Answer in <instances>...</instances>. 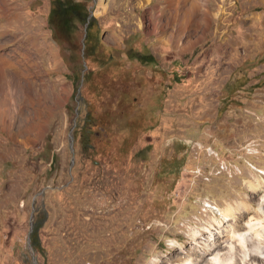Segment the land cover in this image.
Returning a JSON list of instances; mask_svg holds the SVG:
<instances>
[{
	"label": "rangeland",
	"instance_id": "rangeland-1",
	"mask_svg": "<svg viewBox=\"0 0 264 264\" xmlns=\"http://www.w3.org/2000/svg\"><path fill=\"white\" fill-rule=\"evenodd\" d=\"M0 181V264H243L264 0H0Z\"/></svg>",
	"mask_w": 264,
	"mask_h": 264
},
{
	"label": "bare ground",
	"instance_id": "bare-ground-1",
	"mask_svg": "<svg viewBox=\"0 0 264 264\" xmlns=\"http://www.w3.org/2000/svg\"><path fill=\"white\" fill-rule=\"evenodd\" d=\"M16 18H17V16H14L13 17V19H16ZM52 59H54L52 61L53 64H56V59L55 58H52ZM204 205L207 207L208 204H204ZM261 207H264V194L262 196ZM261 207L259 208V210L261 209ZM222 215L224 216V212H222ZM263 222H264L263 219L262 220H254V219L250 218L248 220V222H246L244 224V226L247 228L246 231H244V232H237L234 229H232V231H230L227 234L228 237L229 236L234 237L235 240H237L239 242L240 246L242 247L243 254L241 255V259H242V263L243 264H259L257 261L260 260V259H264V250H263V247L264 246L260 244L261 241H260V243L259 242L257 243L258 245L248 247V240L250 241V239H248V237L250 235L251 236L252 235L254 236V233L257 231L258 233L259 232L260 233L262 232L260 235H263L264 236V224H263ZM258 228H260V231H258ZM257 232H256V234H258ZM257 236H259V235H257ZM256 238L258 239L260 237H256ZM262 239H264V238H262ZM251 244H252V242H251ZM230 247H231L230 249L232 250L233 249V246L230 245ZM231 250H229V251L232 252L233 250L232 251ZM216 255H219V254H216ZM216 255L215 256L213 255V256L209 257L208 259H216V260L219 261V259H221V258L218 257V256H216ZM231 260H232V258H231ZM230 262H232V261H230ZM229 264H231V263H229Z\"/></svg>",
	"mask_w": 264,
	"mask_h": 264
},
{
	"label": "crops",
	"instance_id": "crops-1",
	"mask_svg": "<svg viewBox=\"0 0 264 264\" xmlns=\"http://www.w3.org/2000/svg\"><path fill=\"white\" fill-rule=\"evenodd\" d=\"M22 190L19 184L16 183H7L0 181V217L4 215H9L5 209L10 207L13 202L17 201L20 198V193Z\"/></svg>",
	"mask_w": 264,
	"mask_h": 264
},
{
	"label": "trees",
	"instance_id": "trees-1",
	"mask_svg": "<svg viewBox=\"0 0 264 264\" xmlns=\"http://www.w3.org/2000/svg\"><path fill=\"white\" fill-rule=\"evenodd\" d=\"M59 14H60V16H59L60 19L65 17V14L58 13V15ZM62 15H64V17ZM30 242H31V245H32L33 248H37L38 242H37V236H36L35 231L32 234H30Z\"/></svg>",
	"mask_w": 264,
	"mask_h": 264
},
{
	"label": "built area",
	"instance_id": "built-area-1",
	"mask_svg": "<svg viewBox=\"0 0 264 264\" xmlns=\"http://www.w3.org/2000/svg\"><path fill=\"white\" fill-rule=\"evenodd\" d=\"M202 204H203V205H204V204H209V205L211 206V204H210L208 201H206V200L202 201ZM206 208H208V207H206ZM213 208H215V207H213Z\"/></svg>",
	"mask_w": 264,
	"mask_h": 264
},
{
	"label": "water",
	"instance_id": "water-1",
	"mask_svg": "<svg viewBox=\"0 0 264 264\" xmlns=\"http://www.w3.org/2000/svg\"><path fill=\"white\" fill-rule=\"evenodd\" d=\"M70 135H71V130H70ZM71 141H72V138L69 139V147H71ZM32 215V213H31ZM27 239H29V237H27Z\"/></svg>",
	"mask_w": 264,
	"mask_h": 264
}]
</instances>
